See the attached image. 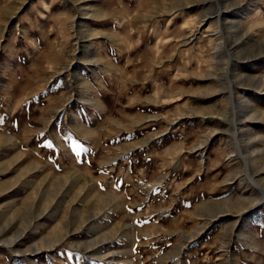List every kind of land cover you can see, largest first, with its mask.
<instances>
[{
	"label": "rangeland",
	"instance_id": "rangeland-1",
	"mask_svg": "<svg viewBox=\"0 0 264 264\" xmlns=\"http://www.w3.org/2000/svg\"><path fill=\"white\" fill-rule=\"evenodd\" d=\"M0 264H264V0H0Z\"/></svg>",
	"mask_w": 264,
	"mask_h": 264
},
{
	"label": "snow or ice",
	"instance_id": "snow-or-ice-1",
	"mask_svg": "<svg viewBox=\"0 0 264 264\" xmlns=\"http://www.w3.org/2000/svg\"><path fill=\"white\" fill-rule=\"evenodd\" d=\"M86 151V150H85ZM78 154V153H77ZM129 211H131V210H129ZM71 258V256L69 255V259Z\"/></svg>",
	"mask_w": 264,
	"mask_h": 264
}]
</instances>
